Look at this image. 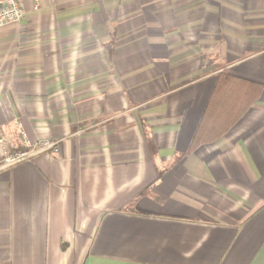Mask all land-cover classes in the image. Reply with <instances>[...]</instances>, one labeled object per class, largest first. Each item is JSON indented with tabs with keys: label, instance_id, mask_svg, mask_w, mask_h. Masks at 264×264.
Here are the masks:
<instances>
[{
	"label": "crops",
	"instance_id": "crops-1",
	"mask_svg": "<svg viewBox=\"0 0 264 264\" xmlns=\"http://www.w3.org/2000/svg\"><path fill=\"white\" fill-rule=\"evenodd\" d=\"M22 8L0 135L30 157L0 170V264H264V0Z\"/></svg>",
	"mask_w": 264,
	"mask_h": 264
},
{
	"label": "built area",
	"instance_id": "built-area-1",
	"mask_svg": "<svg viewBox=\"0 0 264 264\" xmlns=\"http://www.w3.org/2000/svg\"><path fill=\"white\" fill-rule=\"evenodd\" d=\"M23 16L22 0H0V28L19 23ZM4 136L0 135V146L2 147V158L0 160V170L12 167L24 160L29 159V152H12L3 145ZM39 151L58 150L57 142L49 139L39 142Z\"/></svg>",
	"mask_w": 264,
	"mask_h": 264
}]
</instances>
